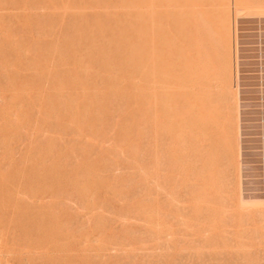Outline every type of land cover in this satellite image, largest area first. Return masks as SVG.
<instances>
[{
  "label": "rangeland",
  "instance_id": "rangeland-1",
  "mask_svg": "<svg viewBox=\"0 0 264 264\" xmlns=\"http://www.w3.org/2000/svg\"><path fill=\"white\" fill-rule=\"evenodd\" d=\"M263 197L264 0H0V264H264Z\"/></svg>",
  "mask_w": 264,
  "mask_h": 264
},
{
  "label": "bare ground",
  "instance_id": "bare-ground-1",
  "mask_svg": "<svg viewBox=\"0 0 264 264\" xmlns=\"http://www.w3.org/2000/svg\"><path fill=\"white\" fill-rule=\"evenodd\" d=\"M160 6H161V5H160ZM171 9H172V8H171ZM206 15H207V13H206ZM214 16H215V15H214ZM204 18H206V19L208 20V16H206V17H204ZM204 18H203V19H204ZM203 19H202V20H203ZM194 20H195V19H194ZM196 20H197V19H196ZM190 21H191V20H190ZM208 21H209V20H208ZM197 22H199V21L197 20ZM197 22H196V23H197ZM201 22H203V23L205 24V22H207V21H205V22H204V21H201ZM187 23H188V22H187ZM187 23H186V24H187ZM189 23H190V22H189ZM186 24L184 25V28L188 25V24H187V25H186ZM192 24H194V23L189 24V26H191ZM201 24H202V23H201ZM195 25H196V24H195ZM203 26H204V25L202 24V27H203ZM205 26H206V25H205ZM194 27H195V26H194ZM196 27H197V26H196ZM196 27H195V28H196ZM198 27H199V26H198ZM200 27H201V25H200ZM206 27H207V26H206ZM203 28H205V27H203ZM203 28H202L201 30H203L204 33L206 34L207 30H204ZM198 29H199V28H198ZM198 29H197V31H198ZM205 29H209V28L207 27V28H205ZM187 30H190V28H188ZM185 31H186V30H185ZM205 31H206V32H205ZM201 32H202V31H201ZM188 33H191V35H192V34H193V30H192V32H191V31H190V32L188 31ZM199 33H200V32H199ZM202 33H203V32H202ZM204 33H203V34H204ZM195 34H196V33H195ZM195 34H193V35H195ZM205 34H204V35H205ZM185 35H186V34H185ZM198 35H199V34H198ZM200 35H201V34H200ZM195 36H196V35H195ZM184 37H185L186 39L188 38L187 36H184ZM204 37H205V36H204ZM204 37H203V38H204ZM191 38H192V37H191ZM193 38H195V37H193ZM193 38H192V39H193ZM196 38H200V39H201V38H202V35H201V37H197V36H196ZM205 38H206V37H205ZM205 38H204V39H205ZM204 39H203V40H204ZM188 40H189V39H188ZM188 40H187L186 42H188ZM205 40H206V39H205ZM167 41H168V39H166V42H167ZM197 41H198V40H197ZM184 42H185V41H184ZM201 42H202V41H201ZM201 42H200V43H201ZM167 43H168V42H167ZM194 43H195V41H194ZM196 43H197V42H196ZM196 43H195V44H196ZM202 43H204V45H206V42H202ZM190 44H191V43H190ZM195 44H193V45H195ZM198 44H199V41H198ZM166 46H167V44H166ZM184 46H186V45H184ZM188 46H189V44L187 45V48H188ZM198 46H199V45H198ZM120 47H121V46H120ZM191 47H193L192 44H191ZM187 48H186V49H187ZM196 48H197V47H196ZM199 48H200V47H199ZM183 49H184V47H183ZM184 50H185V49H184ZM192 51H193V50H192ZM185 52H186V51H185ZM185 52H184V53H185ZM187 52H188V51H187ZM190 52H191V51H190ZM200 52H201V54L204 53V52L202 53V51H200ZM194 53H195V52H194ZM198 54H200V53H198ZM198 54H197V55H198ZM191 55H192V54H191ZM166 56H167V55H166ZM183 56L185 57V54H184ZM194 56H195V54H194ZM201 56L203 57V55H201ZM167 57L169 58V56H167ZM196 57H197V56H196ZM196 57H195V58H196ZM199 57H200V56H199ZM192 58H193V56H192ZM166 59H167V58H166ZM184 59H186V58H184ZM193 59H194V58H193ZM200 59H202V58H199V60H200ZM191 60H192V59H191ZM194 60H196V59H194ZM197 61H198V60H196V62H197ZM200 61H202V60H200ZM183 63H185V62H183ZM192 63H193V62H192ZM192 63H191V64H192ZM197 63H198V62H197ZM199 63H200V62H199ZM166 64H167V63H166ZM186 64L188 65L189 63L186 62ZM191 64H190V65H191ZM193 64L195 65V63H193ZM200 64H202V63H200ZM169 65H170V66H173V65H171V63L168 64V65H166V68H167L168 71H169V69H168V66H169ZM196 65H199V64H196ZM170 66H169V67H170ZM183 66H184V65H183ZM184 67H185V66H184ZM192 67H193V65L191 66V68H192ZM187 68H188V67H187ZM193 68H195V67H193ZM193 68H192V69H193ZM185 69H186V68H185ZM195 69H196V68H195ZM195 69H194V70H195ZM171 70H172V69H171ZM194 70H193V71H194ZM184 71H186V70H184ZM187 71L189 72L190 70L188 69ZM195 71H196V70H195ZM195 71H194V72H195ZM197 71H198V70H197ZM190 72H191V71H190ZM190 72H189V73H190ZM167 73H168V72H167ZM199 73H200V72H199ZM197 74H198V73H197ZM166 75H168V74H166ZM185 75H187V74H185ZM194 75H195V74H194ZM198 75H199V77H197V78H198V80H199V78H200V74H198ZM188 76H189V74H188ZM184 77H186V76H184ZM167 78H168V76L166 77V79H167ZM187 78H188V77H187ZM189 78H190V77H189ZM191 78H192V77H191ZM168 80H169V79H167V81H168ZM192 80H193V78H192ZM192 80L190 81V79H189V80H187V81H189V83H191ZM199 81H200V80H199ZM194 82H195V81H194ZM168 83H169V81H168ZM168 83H167V84H168ZM186 83L188 84V82H186ZM192 83H193V82H192ZM197 83H198V82H197ZM167 86H168V85H167ZM188 87H189V86H188ZM190 87H193L192 84H191ZM197 88H198V87H197ZM189 91H190V90H189ZM189 91H188V92H189ZM166 92L168 93L167 90H166ZM167 95H168V94H166V96H167ZM79 96H80V95H79ZM166 102H167V101H166ZM167 104H168V103H167ZM167 104H166V105H167ZM166 110H167V108H166ZM167 113H168V112H166V116H168ZM232 117H233V116H232ZM167 118H168V117H167ZM167 118H166V121H167ZM168 123H169V122H168ZM168 123H166V124L168 125ZM231 125H232V124H231ZM167 127H168V126H167ZM211 128H212V127H211ZM166 130H167V129H166ZM166 133H168V132H166ZM166 137H167V136H166ZM166 146H167V145H166ZM167 147H168V146H167ZM192 150H193V149H192ZM166 152H167V151H166ZM119 153H120V152H119ZM166 161H167V160H166ZM240 197H241V196H240ZM263 198H264V197H263ZM245 199H246V198H245ZM251 199H252V198H251ZM253 199H254V198H253ZM261 199H262V198H261ZM242 201H244V199H243ZM245 201H246V200H245ZM245 201H244V202H245ZM250 201H251L250 203H252L253 200H250ZM254 201H255V199H254ZM258 201H259V200H258ZM258 201H257V203H258ZM246 202H247V201H246ZM255 202H256V201H255ZM240 204H241V202H240ZM243 204H244V203H243ZM254 204H255V203H254Z\"/></svg>",
  "mask_w": 264,
  "mask_h": 264
}]
</instances>
